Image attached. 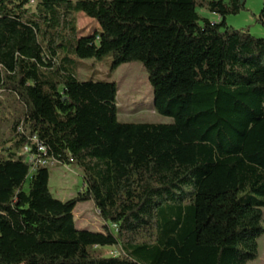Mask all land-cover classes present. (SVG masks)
Segmentation results:
<instances>
[{"label": "trees", "instance_id": "16d2710c", "mask_svg": "<svg viewBox=\"0 0 264 264\" xmlns=\"http://www.w3.org/2000/svg\"><path fill=\"white\" fill-rule=\"evenodd\" d=\"M29 1L0 0V94L22 108L0 142V264L254 262L264 39L226 25L243 0H36L34 13ZM77 13L98 30L78 38ZM257 22L264 29V0ZM106 57L111 71L142 65L154 111L171 123L119 122L116 85L77 80L76 60ZM33 137L44 159L81 170L76 197L53 198L49 166L19 155L36 152ZM87 201L102 232L76 228ZM109 247L118 255L104 256Z\"/></svg>", "mask_w": 264, "mask_h": 264}, {"label": "rangeland", "instance_id": "374dc122", "mask_svg": "<svg viewBox=\"0 0 264 264\" xmlns=\"http://www.w3.org/2000/svg\"><path fill=\"white\" fill-rule=\"evenodd\" d=\"M226 1V0H225ZM18 3V2H17ZM37 1L30 0L25 9L30 13L35 12ZM244 9L237 15L225 17L228 27L245 32L252 37L264 39V29L257 22L262 9V0H243ZM200 17L209 21L218 22V16L205 10H197ZM77 36L88 37L98 30L97 23L87 18L82 13L76 14ZM111 57H106L102 61L76 60L75 76L78 81L93 80L94 82L114 83L117 87V120L122 123H150L169 124L171 119L160 116L154 111L153 91L148 82V75L140 63L132 62L119 66L115 71H111ZM2 108L0 110V142L6 140L13 119L22 113V108L17 105L13 96L0 94ZM10 144H8L9 146ZM7 146V147H8ZM20 152V151H19ZM3 156L5 152H1ZM49 166V191L53 198L66 202L84 190L81 170L76 165H60L51 163ZM263 227H264V209ZM73 217L78 230L92 232L103 231V221L99 217L91 201L79 203L74 211ZM110 229L114 227L109 226ZM258 257L249 264H264V235L258 241ZM106 257H115L117 251L112 248L101 249Z\"/></svg>", "mask_w": 264, "mask_h": 264}, {"label": "built area", "instance_id": "2783aa9c", "mask_svg": "<svg viewBox=\"0 0 264 264\" xmlns=\"http://www.w3.org/2000/svg\"><path fill=\"white\" fill-rule=\"evenodd\" d=\"M18 131H20L18 129ZM32 144L35 146L36 152H31L30 147L26 146L19 152V155H24L25 159L33 165L32 169L35 167L36 163H39L43 166H48L51 163H56L54 160H46L43 156L46 155L45 147L40 144L35 137L31 140Z\"/></svg>", "mask_w": 264, "mask_h": 264}, {"label": "crops", "instance_id": "0c3cea01", "mask_svg": "<svg viewBox=\"0 0 264 264\" xmlns=\"http://www.w3.org/2000/svg\"><path fill=\"white\" fill-rule=\"evenodd\" d=\"M218 20V19H217ZM210 22H213V21H210ZM104 226V225H103Z\"/></svg>", "mask_w": 264, "mask_h": 264}]
</instances>
